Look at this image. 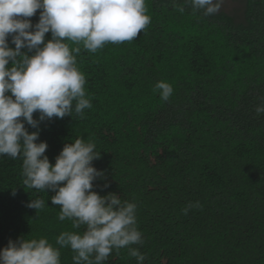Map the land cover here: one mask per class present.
Masks as SVG:
<instances>
[{
	"label": "trees",
	"instance_id": "trees-1",
	"mask_svg": "<svg viewBox=\"0 0 264 264\" xmlns=\"http://www.w3.org/2000/svg\"><path fill=\"white\" fill-rule=\"evenodd\" d=\"M146 7L151 23L136 39L77 56L92 107L42 122L45 154L54 164L65 143L95 142L93 164L109 187L97 179L94 190L137 204L144 242L134 247L145 264H264V114L255 113L264 103V0L207 17L188 6L181 14L173 0ZM160 80L174 88L167 102L153 91ZM22 161L0 156V249L21 236L58 247L62 231L77 230L58 219L54 192L24 187ZM32 199L45 208H28ZM190 201L203 207L184 215ZM72 256L62 248L61 264ZM106 264L137 262L122 248Z\"/></svg>",
	"mask_w": 264,
	"mask_h": 264
},
{
	"label": "clouds",
	"instance_id": "clouds-1",
	"mask_svg": "<svg viewBox=\"0 0 264 264\" xmlns=\"http://www.w3.org/2000/svg\"><path fill=\"white\" fill-rule=\"evenodd\" d=\"M222 3L173 0V7L183 14L188 6L207 17L217 14ZM38 10L39 20L33 23L30 18ZM150 23L146 0H0V156H22L24 187L54 192L51 203L60 208L58 219L71 221L77 230L62 231L55 240L58 247L46 237L10 239L0 249V264H61L62 248L73 252V264H106L122 248L137 264H145V254L134 247L144 242L137 204L116 192L94 190L97 179L109 187L105 171L93 164L101 155L95 142L81 137L65 143L53 164L39 135L42 122L73 113L82 118L92 107L77 62L82 49L96 53L109 43L133 41ZM153 91L167 102L174 88L160 80ZM255 113L264 114V103ZM26 124L36 130L30 132ZM11 194L16 195L15 189ZM26 206L38 213L46 201L32 199ZM202 207L190 201L181 211L187 215Z\"/></svg>",
	"mask_w": 264,
	"mask_h": 264
},
{
	"label": "rangeland",
	"instance_id": "rangeland-1",
	"mask_svg": "<svg viewBox=\"0 0 264 264\" xmlns=\"http://www.w3.org/2000/svg\"><path fill=\"white\" fill-rule=\"evenodd\" d=\"M238 7V0H223L222 10L233 11Z\"/></svg>",
	"mask_w": 264,
	"mask_h": 264
}]
</instances>
